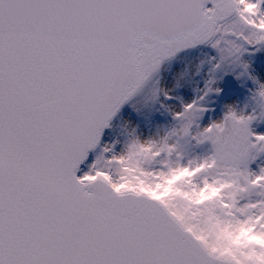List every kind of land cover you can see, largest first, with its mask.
<instances>
[{
    "label": "snow or ice",
    "instance_id": "obj_1",
    "mask_svg": "<svg viewBox=\"0 0 264 264\" xmlns=\"http://www.w3.org/2000/svg\"><path fill=\"white\" fill-rule=\"evenodd\" d=\"M0 264H264V0H0Z\"/></svg>",
    "mask_w": 264,
    "mask_h": 264
}]
</instances>
